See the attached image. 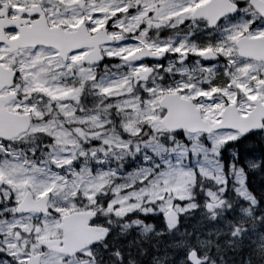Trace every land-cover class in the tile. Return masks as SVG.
I'll use <instances>...</instances> for the list:
<instances>
[{"label":"snow or ice","instance_id":"snow-or-ice-1","mask_svg":"<svg viewBox=\"0 0 264 264\" xmlns=\"http://www.w3.org/2000/svg\"><path fill=\"white\" fill-rule=\"evenodd\" d=\"M0 264H264V0H0Z\"/></svg>","mask_w":264,"mask_h":264}]
</instances>
